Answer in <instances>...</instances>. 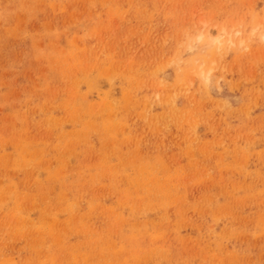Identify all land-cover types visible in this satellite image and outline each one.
<instances>
[{"label": "rangeland", "instance_id": "1", "mask_svg": "<svg viewBox=\"0 0 264 264\" xmlns=\"http://www.w3.org/2000/svg\"><path fill=\"white\" fill-rule=\"evenodd\" d=\"M0 264H264V0H0Z\"/></svg>", "mask_w": 264, "mask_h": 264}, {"label": "bare ground", "instance_id": "2", "mask_svg": "<svg viewBox=\"0 0 264 264\" xmlns=\"http://www.w3.org/2000/svg\"><path fill=\"white\" fill-rule=\"evenodd\" d=\"M224 31H225V30H224ZM220 35H221V34H220ZM220 37H221V36H220ZM215 38H216V39H218V37H217V36H216ZM229 40H230V39H229ZM230 41H231V40H230ZM211 43H212V42H211Z\"/></svg>", "mask_w": 264, "mask_h": 264}]
</instances>
